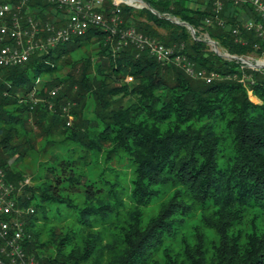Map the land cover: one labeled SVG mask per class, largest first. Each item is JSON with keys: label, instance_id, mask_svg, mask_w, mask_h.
Wrapping results in <instances>:
<instances>
[{"label": "trees", "instance_id": "16d2710c", "mask_svg": "<svg viewBox=\"0 0 264 264\" xmlns=\"http://www.w3.org/2000/svg\"><path fill=\"white\" fill-rule=\"evenodd\" d=\"M190 1L199 5L192 8ZM142 2L140 8L119 4L118 27L133 26L150 39L174 46L196 69L217 78H194L133 43L117 49L119 34L98 26L4 68L0 168L5 180L17 188L25 180L11 171L8 160L25 157L32 147L28 130L19 131L29 118L37 124L54 113L53 121L86 151L55 157L46 164L39 185L24 183L22 192L15 191L18 207L33 208L23 220L25 258L40 264H102L107 254L108 264H264V224L259 226L258 220L264 216V72L216 53L208 39L220 51L238 56H258L264 43L242 27L236 8L227 11L228 3L215 12L212 0ZM30 5L39 8L41 21L55 16L52 4L32 0ZM114 8L111 0H104L98 11L109 21ZM240 8L258 19L249 5ZM171 18L191 25L195 36ZM233 27L238 28L236 34ZM95 40L100 49L94 67L85 56L68 62L73 51ZM65 66L70 69L65 78L47 80L35 90L39 75ZM86 97L93 100V118L83 125L79 107ZM69 114L77 120L66 125ZM90 158L97 164L102 159L95 175L80 164V159ZM113 160L120 167H110ZM149 208L155 211L146 212ZM35 213L39 218L32 217ZM69 217L74 228L62 235L54 233V226L48 227L51 233L45 241L40 229L32 232L37 219L45 227ZM50 244L54 256L43 254ZM9 263L0 238V264Z\"/></svg>", "mask_w": 264, "mask_h": 264}, {"label": "built area", "instance_id": "2783aa9c", "mask_svg": "<svg viewBox=\"0 0 264 264\" xmlns=\"http://www.w3.org/2000/svg\"><path fill=\"white\" fill-rule=\"evenodd\" d=\"M31 1H0V79L4 68L22 64L36 52H45L60 43L70 41L73 37L81 36L91 26H98L108 31L110 35L119 34L117 49L127 43H133L139 49H145L148 55L158 62H173L194 78L210 82L215 76L213 73L208 74L202 69H196L194 63L174 46H166L150 39L133 26L118 27L121 23L118 16L119 4L124 3L140 8L145 6L142 0H111L115 8L112 10L114 14L109 21L105 19L102 12L98 11L104 0H41L54 6L51 13L55 16L47 21H41L37 17L36 12L39 8L30 5ZM225 3L236 9L247 4L253 9L258 19L249 17L243 11L245 17L242 27L254 31L259 40L264 43V0H212L214 11L222 10ZM64 20L65 22L61 23ZM205 22L210 23L211 19L207 18ZM217 22L220 25L223 24L222 19H218ZM232 32L236 34L238 28L233 27ZM254 46L258 47L257 44ZM221 55L264 72V49L258 56H238L228 52H223ZM56 91L57 88L52 89L50 95H55ZM62 112L68 113L67 105L62 107ZM66 124L70 125V121L67 120ZM26 182L27 179L19 183L20 187ZM18 188L5 180V173L0 168V238L6 244L7 255L10 258L9 264H40L32 257L25 258L21 244L25 236L22 215L33 212V208L17 206L14 196Z\"/></svg>", "mask_w": 264, "mask_h": 264}, {"label": "rangeland", "instance_id": "374dc122", "mask_svg": "<svg viewBox=\"0 0 264 264\" xmlns=\"http://www.w3.org/2000/svg\"><path fill=\"white\" fill-rule=\"evenodd\" d=\"M0 1H7V0H0ZM138 6V5H136ZM238 12H242L241 8L236 9ZM203 37L205 39L207 38L206 34H203ZM209 45L212 48V44L209 42ZM99 45L97 41H91L89 44L82 45L79 47L77 50L73 51L69 57L68 62H74L76 60L90 57L92 65L94 67V62H96V58L99 52ZM224 51H220L218 49V53H223ZM252 56H255L252 54ZM69 67H60L53 71L51 74H41L35 81V90H40L42 86L47 82V80H61L65 78L67 73L69 72ZM91 75V71L89 72ZM215 78L217 76L215 75ZM127 82H131L132 77L127 76L125 78ZM134 82V81H133ZM46 86V85H45ZM59 90H61L64 86V84L57 85ZM252 100H256L253 96H251ZM84 100V99H83ZM83 100L80 102L82 103ZM73 105V104H72ZM71 105V106H72ZM80 113L79 116L84 119L85 121L82 123L83 125L86 124V122H89L93 118V100L92 98H85L84 105L79 107ZM53 114H48V117L40 120L39 123L35 124L33 123V118H29L28 122L23 123V125L19 128L20 130H28L27 136H31V144L32 147L30 148L29 152L27 155L23 158H18L14 161L15 156L9 157V162H10V169L13 172L19 173V175L23 176L25 179H27L26 184L35 186L39 185L41 183V179L44 178V169L46 164H49L55 157L61 156L64 154H70L73 157H77L78 155H84L86 151H83V147L76 142V140L70 139L67 137V132L64 128L61 127L60 123H57L55 118H53ZM72 117H70V116ZM67 120L70 121V124L75 121L76 118H73L72 114H69ZM77 120V119H76ZM67 125V124H66ZM4 155L5 153H1ZM89 156V155H88ZM14 161V162H13ZM80 164L82 165L83 169L86 171L87 174H93L95 175L100 169H102L103 163L101 159V163H94V161L90 158L89 159H80ZM120 162L117 160H113L110 163V167L112 168H118ZM129 170V169H128ZM129 172V171H128ZM106 173H109L106 171ZM124 184L126 182L124 181ZM22 187V186H21ZM21 187L19 186L18 190L16 193L22 192ZM78 202H81L79 200ZM30 207V206H29ZM155 211L154 208H149L146 210V212H153ZM25 214L22 215V220L25 219ZM50 214V213H49ZM34 216H40L39 213H35L32 217ZM50 218L51 216L48 215ZM72 217H69V220L64 223H55V222H48L45 227L43 226L42 220H35L34 225L32 228V232L35 233L37 230L40 231L41 235V240H47L50 236L51 229L48 230V227L50 228L51 226H54V233L56 235L60 234L62 235L63 232L71 228L72 226ZM259 220V226H262L264 224V216L258 218ZM28 221H33V218H30ZM27 221V222H28ZM26 222V221H25ZM24 223V221H23ZM73 227V226H72ZM74 228V227H73ZM209 239H214L215 240V235L214 234H209ZM78 245H82L81 239H77ZM175 247H177V241L174 244ZM76 251V250H74ZM65 252H68V249H65ZM43 254L54 256L56 254L55 247L53 244H50L49 246L46 247V249L43 251ZM102 264H108V255L104 254L102 257ZM88 264V263H84Z\"/></svg>", "mask_w": 264, "mask_h": 264}, {"label": "water", "instance_id": "95a60500", "mask_svg": "<svg viewBox=\"0 0 264 264\" xmlns=\"http://www.w3.org/2000/svg\"><path fill=\"white\" fill-rule=\"evenodd\" d=\"M174 22H175V23H179V24H183V25H185V26L189 29L191 35H192V36H195V31H194V29H193V27H192L191 25L187 24L186 22L179 21V20H177V19H176ZM208 42H210V43L212 44V48H213V50H214L216 53H218V47H217L216 43H215L213 40H210V41H208Z\"/></svg>", "mask_w": 264, "mask_h": 264}, {"label": "crops", "instance_id": "0c3cea01", "mask_svg": "<svg viewBox=\"0 0 264 264\" xmlns=\"http://www.w3.org/2000/svg\"><path fill=\"white\" fill-rule=\"evenodd\" d=\"M198 5H199V3H197L196 1H190V7L195 8ZM201 6L203 7V5H201ZM231 10H232V7L230 5H228V10L227 11L229 12ZM237 14H238V19L241 20V22H242L244 20V17H245V15L243 13V9H242V12H237ZM64 22H65V20L63 22H61V23H64Z\"/></svg>", "mask_w": 264, "mask_h": 264}]
</instances>
